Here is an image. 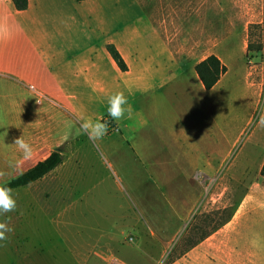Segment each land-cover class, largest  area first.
I'll list each match as a JSON object with an SVG mask.
<instances>
[{"label":"rangeland","instance_id":"rangeland-1","mask_svg":"<svg viewBox=\"0 0 264 264\" xmlns=\"http://www.w3.org/2000/svg\"><path fill=\"white\" fill-rule=\"evenodd\" d=\"M145 1V13L183 15L175 31L190 33L191 62L215 55L226 67L222 85L199 94L205 106L194 117L199 134H189L198 147L172 148L167 116L160 126L146 121L131 136L130 143L144 148L136 151L142 164L134 151L115 147L116 136L102 139L108 146L84 136L62 150L63 165L46 180L15 194V236L0 242V264H213L210 235L230 221L247 193L264 190V129L256 125L264 111V0ZM188 173L190 193L201 201L185 220ZM125 179L137 182L135 194L124 190ZM244 227L245 239L260 244L264 208ZM206 236V248L184 259Z\"/></svg>","mask_w":264,"mask_h":264},{"label":"crops","instance_id":"crops-1","mask_svg":"<svg viewBox=\"0 0 264 264\" xmlns=\"http://www.w3.org/2000/svg\"><path fill=\"white\" fill-rule=\"evenodd\" d=\"M145 3L28 0L27 8L18 10L12 0H0V171L6 173L0 183L19 176L60 147L73 148L87 136L81 123L88 118L108 121L104 138L116 136L115 147L134 151L141 164L136 151L144 148L138 147L136 140L129 141L143 131L148 120L152 126H160L167 116L175 138L172 148L198 147L191 143L190 135L199 134L194 117L205 108L200 95L212 94L222 85L225 74L206 91L195 71L196 64L205 58L191 62L190 33L175 31L176 25L183 23V15L145 13ZM108 45L120 54L126 71L112 59ZM117 91L127 96L131 118L112 121L108 116L107 98ZM193 105L197 113L190 112ZM21 136L33 148L30 160H24L13 144ZM193 165L195 168L196 162ZM192 180V173H188L182 197L185 220L194 215L201 201L200 194L190 193ZM136 184L125 179L127 194H135ZM25 187L13 189L14 194H24ZM260 208H264V190L247 193L230 221L210 235L214 237L215 260L207 261L264 264V240L256 244L244 234V222ZM9 214L5 219L15 232V213L11 219ZM227 225L231 228L224 240ZM14 232L8 240H13ZM204 238L183 258L206 248L208 237ZM220 247L223 254L218 253Z\"/></svg>","mask_w":264,"mask_h":264},{"label":"clouds","instance_id":"clouds-1","mask_svg":"<svg viewBox=\"0 0 264 264\" xmlns=\"http://www.w3.org/2000/svg\"><path fill=\"white\" fill-rule=\"evenodd\" d=\"M39 103V101H37ZM132 106L129 104L128 98L123 91H117L107 98V114L112 121H120L125 118H131ZM257 127L264 129V111H261L257 120ZM82 133L86 134L92 141L102 140L109 131V123L104 120L85 119L81 123ZM17 148L22 153L24 160H30L33 156L32 146L21 136L14 140ZM6 175L0 171V180ZM17 200L14 190L6 184L0 183V242L9 239V234L14 232V228L10 224V220L5 219L7 214L16 211ZM4 246L0 243V247Z\"/></svg>","mask_w":264,"mask_h":264},{"label":"trees","instance_id":"trees-1","mask_svg":"<svg viewBox=\"0 0 264 264\" xmlns=\"http://www.w3.org/2000/svg\"><path fill=\"white\" fill-rule=\"evenodd\" d=\"M77 1H85V0H77ZM14 6L18 10H25L28 6V0H12ZM107 50L115 61L117 66L121 71H126L127 67L121 58L120 54L117 52L113 45H108ZM248 51L251 48H247ZM196 74L198 75L200 81L203 84V87L206 91L212 89L217 82L220 80L222 75L226 73V67L221 63V61L215 56L210 55L195 66ZM63 161L62 155V147L54 150L50 153V155L35 164L32 168L20 174L19 176L3 183L12 189L21 188L24 186H28L49 174L53 171L57 166H59ZM261 177L262 184L264 186V163L261 167Z\"/></svg>","mask_w":264,"mask_h":264}]
</instances>
